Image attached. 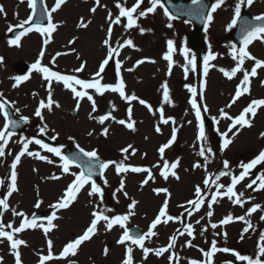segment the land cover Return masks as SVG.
<instances>
[{"label":"rangeland","instance_id":"374dc122","mask_svg":"<svg viewBox=\"0 0 264 264\" xmlns=\"http://www.w3.org/2000/svg\"><path fill=\"white\" fill-rule=\"evenodd\" d=\"M132 1L134 0H100V6L97 7L95 13H92L90 9L92 7H96L95 0H72L67 7H65L55 17L60 23L57 31L55 46L57 53L62 55L59 57L60 67H69V69L71 68L74 70V68H77L79 62H86L85 72L93 74L95 71V65H97L103 55L108 52V46L103 42L105 40L104 35L107 36V34H105V28L108 24H110V21L108 20L109 13L112 14L114 19L117 13V3L122 6H126V3L129 5ZM0 5L4 8V13H0V49H2L4 56L7 57V63H4V67L0 70V73L5 76L4 80H2V89L3 91H6V93H9L8 98L13 101L15 107L19 110L17 111L18 114L30 118V116L33 115L35 104L38 101L44 100L46 97L43 88H41L38 84L37 94L34 93V90L33 94H31L29 91L34 89V86L37 84L35 81L29 85L31 87L25 89L26 93L22 89L16 90L13 86L8 85L7 83L9 82V76L11 77V75H14V78L16 77L14 63L20 60L21 54L23 50L27 48L28 42L36 40V51L32 57L23 58L24 61H33L36 56V52L38 51L37 49L40 42H38V38L32 37L28 39L26 41L27 43L21 48L10 49L4 41L3 36L5 35L7 28L16 25V20H25V16H27L28 13L29 2L28 0H25L22 5L18 6L16 0H0ZM223 6L219 10V16L216 17V20L213 23V31H211L208 36V38L212 39L214 48L213 55L216 56L213 63L217 65L210 77L212 87L210 88L208 98L211 100L215 92L216 95L219 94L218 97L220 101L214 105L216 108L220 103L227 100L226 94L224 95L223 100L221 98L222 92L225 93L226 91L223 88H219V82L221 83L219 79V75L221 73L220 69L225 68V70L230 71L237 63L232 59V56L228 55V51L227 53L224 52L225 49L223 48H225L226 45L225 39L218 37V34L220 33L219 27L227 21L220 20ZM225 7H227V5H225ZM261 11H263V9L256 10V12L260 13ZM232 12L233 11L230 10V13ZM159 13L160 15L154 23L149 21L150 25L148 23L142 27L139 24L138 27H133L126 32H120V30H117L115 32L116 35L114 43L113 40L112 42L110 40L112 47L122 40L126 41L127 39H132L135 42V47H132L130 50L124 52L122 56V62L124 63V68L126 69L124 74L128 85L126 94H135L140 99H143L146 101L147 105L152 106L151 110L146 105H141L138 101H131V103H129L120 97L119 94H106L105 92L102 96L95 99V113L92 111L91 102L86 99L80 102L79 111H76L74 110L76 100L73 98V95L63 89L55 88L56 93L55 95L53 94V98L59 102L61 107H53L52 111L47 110L43 113V121H34V119H30V124L35 122L36 125L40 127L47 125L46 132H48L51 137L58 134L56 138L58 147H68V145L79 144L88 150H98L99 154L106 160H110L115 157L120 158L119 155L124 156V160L125 156H127L126 161L137 160L140 159L141 155H145L146 153L147 159H152V165H158L157 162L161 160L160 154L157 152L158 148L167 141L169 137L168 135L172 133L173 127H180L179 119L176 115H174V113L176 112L179 115L183 113L185 107L184 94L186 95L185 92L187 91L185 87L188 85L187 83L191 81V79L185 80V73L182 72L180 74L177 69L175 71L173 70L171 75H169L166 63L162 59V56L166 52L163 42H165V40H169L171 35L178 31L182 43L185 44L186 38L190 33L189 26L185 22H183L184 24L182 22H170L166 20V16L163 13ZM230 13H225L226 17H229ZM81 18H83L86 23L91 21L87 28L79 27ZM168 23H172L173 27L167 28ZM149 26L152 28H149ZM141 28L144 29L143 32L140 31ZM73 40L75 43H70V41ZM65 54H68V56ZM78 54L80 55V59L77 57ZM255 54L257 58L263 59L264 47H262V45L256 47ZM142 59H146L151 62L154 61V63L136 67L135 63ZM248 64L249 62L245 61L243 68ZM184 67L185 62L183 68ZM129 69L132 70L129 71ZM110 76L113 75L107 74L104 76L101 83L115 85L116 76L114 75L112 78ZM165 82L167 83L168 88L171 89L169 93L171 103H165L163 99L162 85ZM92 91L95 93L94 90ZM229 92H231V88ZM216 101L218 100H215L214 102ZM129 107L132 108V119L136 121L135 132L116 123L115 120L112 119H109L104 125H101L98 122V119L90 118V114L92 116L99 117L111 112L112 116H114L116 120H127L126 114ZM160 108L164 109L165 118H173L175 120V124H173L171 120L167 125L162 123L159 115ZM153 112L156 114L153 115ZM190 123L192 124L193 130L188 137L182 135L181 138L185 146V155H180L178 153L180 149L174 146L166 152L169 156H165L166 161H180L179 168L176 171L180 177L179 180L171 178L170 181H166L159 175H156L155 179L150 182L151 184L145 187L142 183L143 176L135 177V181H132V176H125L127 185L120 193L117 191L118 187L116 185L118 178L115 176L114 170H112L115 167L114 164L113 168L104 180L111 182L112 185L110 188L105 186V182L100 185L103 190L102 199L99 195L89 196L88 192L86 193L84 191L74 206L67 208L65 213L60 214L59 220L55 223L57 227L49 231L47 235L44 234L43 227H37L25 234L24 238L26 243L29 244V239L32 243H34V249L37 247L38 242L41 241L42 245L35 249L36 255L32 257L31 261H26L30 258L28 256L30 254V252H28V246L25 245L22 247V258L25 260L26 264H36V257H39V253L45 252L47 248V241L49 239L53 241V246L55 248L57 247V249H59L64 243L74 240L78 234H80L83 230L85 231L89 226L91 220L93 219L92 213L94 211L111 209V211L106 212L109 216L114 214L125 215L129 211L128 206L132 200L138 201V204L134 209L135 214L130 216L129 220L126 222V227L128 229L131 225H137L141 227L142 230L147 232L146 230L149 228L147 226L151 225V220L156 217V213L160 210L158 206H162L166 199L165 193L157 195L153 191V189L157 188L158 184H164L165 188H167L169 193H171V203L176 201V203L181 204L183 202L187 203V201L191 200L195 193V187L197 185L201 186L206 175H212L215 170H218L219 168L221 170L224 162L223 160H221L222 162L220 160L218 161V155H215V160L213 155L209 157L206 162V168L204 167L205 161L198 155L200 148L195 145L194 141L193 134L195 127L192 121ZM158 124L161 127L160 133L155 131V127ZM104 127L109 128V134L107 137L102 135ZM89 132H92L93 134L89 136ZM254 132L256 131H251V133ZM248 133L249 132H247V134ZM24 138L29 139V136H24ZM206 138L208 140L204 147L206 149L210 148L215 154L216 151L219 150V147H217L218 145L216 144L217 141L212 137ZM241 138L242 135L239 137V140ZM21 145L23 144L19 142L18 139H15L11 147H17L20 149ZM128 145H132L133 148L139 152L136 158H132V156H130L131 149L129 150V154H122L121 149L127 147ZM30 151L39 152L41 155L48 156L49 159L54 161V163L48 164L46 161H41L35 157L28 156L19 170L17 181L18 191L15 195H12L11 205L16 211L24 212L29 219L30 215L33 213L37 211L43 212V210L44 212L48 211L50 216L51 212L54 210L51 206L56 204L63 195L65 184L72 177L69 174L61 175L59 173V171H61V163L59 162V159L54 156V154H44L37 147L32 148ZM9 153L10 152L6 153L8 155V161L6 163H1L4 166V170H7L8 174L10 162L13 158L14 152ZM232 153L233 149L228 155L230 160L236 158V156ZM156 155L159 156V158H157ZM176 155H180V158H175ZM5 160L0 159V162ZM195 163H200L202 167L193 168ZM156 165L154 168L158 169ZM229 168L231 169V166H229ZM71 171L76 172L74 169ZM53 175H61V179L53 180L50 178ZM129 179L131 180L130 185ZM7 190L8 185H5L3 190L4 192H2L3 197L7 193ZM86 190L90 191V187H87ZM243 191L248 193V190L245 187H243ZM112 192L116 194V199L110 195ZM124 192H127L128 195L124 196ZM170 198H168V202L170 201ZM155 199L157 200L156 202ZM37 202H40L39 208L35 207ZM208 203L202 207L197 218L192 221V224L196 225V228L198 229L197 236L199 237H197V241L192 242V247H188V238L185 237L184 239H181V242L177 245L176 252L179 264H190L191 260L204 261L205 258L200 250H210L211 242L208 239L210 236H213L212 241L220 242L217 244L218 248H234L235 246L234 242H230L225 238L216 239V235H212L210 233L204 237L201 233L207 231L210 226V222L211 225H218V227L213 228L215 232L219 230L222 231V233L226 232L227 237L230 238V231L236 225L234 224L226 229H221L219 221L229 214L233 215V217H239L242 216V214H239V210L232 208L228 201L218 200L217 203L212 206L213 215L208 217L206 215L208 211ZM115 204H117V206H114ZM108 205L109 208L107 207ZM261 216L263 215H256L254 218L249 217L246 220H254L260 223V226L263 227L262 235H264V220L260 219ZM5 218L10 221L12 220L15 227L19 226L21 217L14 215L12 210L5 215ZM197 220L200 221L199 224L196 223ZM40 225L46 227L47 219ZM244 226H246L244 222L242 224H238L232 232L237 233L240 237L243 234L241 228ZM176 228L177 227L172 226L170 223L161 224L154 230L157 232V236L146 240L147 243L145 246L153 249L165 247L167 240L175 232ZM123 231L124 229H122L119 225L114 226L111 230H107L104 222L101 221L98 224V230L94 238L84 247L79 248L75 256H69L59 260L54 259L50 264H122V261L126 256V248L128 244L120 245L117 241L123 234ZM195 233L197 232L195 231ZM3 241L4 239L1 238L0 243L2 249H4V251H2V255L5 262L9 261L10 263L12 262L11 248L10 245L3 243ZM43 243H45V245H43ZM6 246L9 248H6ZM131 246L133 247L134 264H164L165 262H161V259L165 261L167 260V262L169 261L168 254L157 257L154 253H149L147 259H145L142 249L134 245ZM252 246L253 242L250 243L248 241L244 242L241 240L238 247L239 249L241 248L245 250V254H250L254 251ZM40 247H43V249L39 250ZM105 247L109 249L107 256L103 254V249ZM33 248L31 249L33 250ZM225 254L229 253H216L214 255L215 259L213 263L228 264V262H231V264H233L234 259H232V257L225 256Z\"/></svg>","mask_w":264,"mask_h":264},{"label":"snow or ice","instance_id":"6c2138e0","mask_svg":"<svg viewBox=\"0 0 264 264\" xmlns=\"http://www.w3.org/2000/svg\"><path fill=\"white\" fill-rule=\"evenodd\" d=\"M23 2V0H22ZM29 6L32 9V16H30L27 20L23 21L18 27L23 29V32H21L19 35L15 36V39L11 40L10 43L19 46L21 36L31 32L33 28L35 31L41 33L42 35H46V39L43 41V44L46 46L52 37V33L56 31L57 25L52 22V14L55 13L57 10L61 8V6L65 3V0H56L54 7H52L50 10L45 8L44 11L41 13V20H47V25H44L43 23L38 25H32L31 21L33 17L36 14V8H37V0H28ZM143 3V0H135V3L133 6L124 7L121 4L117 3V8L119 9V14L113 19L112 14L109 13L108 20L110 21L109 27L107 29V38L104 40V44L108 46V53L107 58L103 60V62L99 66V70L95 73V78L92 80H84L80 79L75 75H62L59 72L51 71L48 67H40V60H37V62L33 65V68L37 71L44 74L45 80L48 81V95L47 100H41L39 102V107L37 108L35 115L40 118L41 121L44 120L43 116V110L52 111L53 107L60 108L61 105L58 101L54 100L52 98V82L53 80L56 82H62L64 87L69 89L71 93L73 94V98L76 100L75 109L76 111H79L80 108V102L87 98L88 101L91 102L92 111H96V101L92 94L89 93V89H92L95 91V93H98L100 95H103L107 91L115 92L120 95L125 101L131 103V101H138L141 105H146L151 110V105H147L146 101L143 99H140L135 94L127 95L125 92L126 85L123 81V78L121 77L119 83L113 85V84H102L101 80L103 77L101 76V73L105 71V66L109 64V61L113 58L114 54L118 55L119 48L122 47H135L132 39H127L124 44H119L117 47H112L110 40L112 35V25L120 24L121 18H126V28L131 29L133 27H138L137 21L140 17H146L149 13H154L156 11V8L162 7L163 4L161 3V0H150L151 6L147 7L146 9H141V4ZM194 4L201 5L200 10L197 12V15L203 18L206 22L210 23L213 20L212 13L216 12L217 9H219L221 6L225 4V0H216L215 4L211 6V12H209L206 16L203 15V10L205 5H202V0H193ZM255 3V0H239L238 3L235 5V14L234 18L232 19L231 23L229 24V29L236 26L239 19L241 18V10L242 6L251 7ZM96 7H92L90 11L92 13H95L97 10V7L100 6V0H95ZM140 9V11H137ZM165 15L169 17V20H175L176 17L172 16L168 10L164 9ZM0 13H4V8L2 5H0ZM254 20L257 23H253L251 21H245V24L241 27V38H242V47L237 48L236 45H232V59L236 61V66L232 68L230 71L225 70L223 68L220 69L221 72L229 79L231 80L234 78L238 72L243 71V79L240 81V83L237 85L235 94L231 100V102L226 105L227 108H231L237 100L240 99L242 95L245 93H250V77H256L257 76V69L264 68V60L257 58L256 56L252 55V53L249 51V46L252 45L254 42H264V14L257 15L254 17ZM91 23V21H88L87 23L84 21L83 18H81L79 22L80 28H87L88 25ZM25 25H29L28 27H25ZM168 28H172L173 24L168 23ZM9 31H13V29L10 27ZM141 32L144 31V29H140ZM70 43H75V41H70ZM174 51L173 47V41H168V53L165 54L164 59L169 61V69L168 74L171 75V70L173 66V57L172 52ZM57 55H60L58 53ZM44 52H40V57L43 58ZM184 56L187 58V65L191 66L193 69L195 68V56L190 55L189 51L185 49ZM3 58H0V61H2ZM216 56L213 55L211 52L208 56L204 57V74L205 76L208 73L209 69V61L215 60ZM246 60L254 61V66L251 68L250 71L243 69V65L245 64ZM55 62V58L53 59V63ZM144 60H141L138 62V64L144 63ZM85 63H82L81 66L77 69H75V72H82L85 67ZM120 62L117 60V69L120 68ZM132 69H129L131 71ZM185 75L189 72V67H184ZM19 77H17V80L19 81ZM163 88V99L165 103H171L170 100V94L168 85L165 82L162 85ZM79 89V90H78ZM189 91L192 94V99L190 100L191 107L195 110V116L197 120L199 121V136L198 139L201 141L206 140L205 131H204V118L201 114V107H203L204 111H207V105H200L198 103V92L195 87H192L189 85ZM2 96V94H0ZM7 102H0V110H4L3 114L5 118L9 116V113L5 109V104ZM264 106V99H256L253 100L247 107H245L240 115L237 117L230 116L223 108L220 109V114L222 117L227 118L228 120L232 121L230 124L228 131L225 133H222L221 135L225 137L223 141L224 148H227L233 141L232 139L228 138V133L233 132V129H237V126L239 128L243 127H251L252 123L251 120L254 118L257 114V109ZM114 107V106H113ZM17 111H19L17 109ZM156 113L153 112V115ZM159 115L160 119L163 124L167 125L169 124V121L171 120L173 124H175V120L171 117L165 118L164 116V109H159ZM91 119H98V122L101 125H104L106 121L109 119L115 120L116 123L125 126L127 129L135 132L136 131V121L132 119V108L129 107L127 109V120L125 119H119L116 120L114 116H112L111 112L105 115H101L99 117L92 116L90 114ZM28 117H21L20 121L17 120H9L5 125L3 130H0V157L5 156V147L7 146L9 139L14 134L13 132L9 131V127L12 128H19L21 126V121L24 123L28 122ZM216 119V118H213ZM190 123V122H189ZM218 123V121H217ZM47 131V125H44L40 128L41 133H45ZM54 131V130H53ZM155 131L157 133L161 132L160 125H156ZM179 131L178 128L173 127L172 134L170 140L159 147L158 151L161 157V160L163 161L162 169L160 171V176L164 180H168L169 176L175 178L176 180H179L180 177L175 171L180 164L179 160H176L172 163H169L168 161L164 160V154L165 150L168 149L177 139L176 133ZM93 133L89 132L88 135L91 136ZM109 134V128L104 127L102 131V135L107 137ZM238 134L237 132H234L233 135ZM264 135V133H262ZM58 134L56 136L51 137L53 140L57 138ZM71 139V138H70ZM147 139V137H146ZM35 143L37 145H40L41 148L46 150L48 153L54 154V156L58 157L61 161L60 167H61V174H69L73 177L71 182L67 185L66 189L64 190L63 195L60 197V199L57 201L56 204L52 205L51 207L54 209H67L71 206L73 202L76 201L79 193L82 189L85 188L86 185H90V191L88 192L89 196H96L99 195L101 199L103 198V190L100 186L97 185L96 181L93 179L94 175L103 174V171L109 168L111 165L115 164V170L118 174L120 173H128L129 171L133 173H147V178L143 180V184L147 185L150 180H154L155 177L151 172V169L142 168V167H133L130 165H126L125 163H116L115 161H101L100 157L98 155L97 150L92 151H85V149L81 148L79 144L76 145V147L79 149V153L83 155V157H87L89 160V164L87 166L86 170H81L79 173L72 172L71 167L75 164L77 167H80V165L77 163L78 160L81 159V156L79 154H74L72 157H69L67 155H64L60 147H51L48 144L44 143L40 139H36L35 137L32 139L24 138L21 143L23 144L22 150L15 156L14 162L11 164V173H10V184L8 185V192L7 196L11 197L13 193L18 191L17 187V165L21 161V157L27 156L35 157L41 161H46L48 164H53L54 161L52 159H49L48 156L41 155L39 152H33L29 151V145L32 143ZM131 149V155H135L136 149L133 148L132 145H128L127 147H124L121 149V151L125 154H129V150ZM206 152H211L210 148H205L204 146L200 147V150L198 152V155L202 158H204L205 164L204 167L206 168V162L208 161L209 157L206 155ZM146 155V153H145ZM127 159V156H125V160ZM257 165H264V151H261L258 156L248 163L241 164L240 167L243 169L240 174L233 175L229 169V162L225 161L223 164L224 171H220L215 176V181H219L221 177L224 176H231V183L226 187L222 183H215L216 191L214 194L211 195L210 203H208L207 208L208 211L206 215L208 217H211L213 215L212 206L217 203L218 198L221 197H227L230 201H232L234 204L239 205L241 207L244 206L245 200H244V193L238 192L237 185L240 184L242 181L245 180L246 177H248L251 173L252 169H255ZM156 167H160V165H156ZM202 165L200 163H195L193 165V168H200ZM99 170V172H97ZM53 180H60L61 175H53L50 177ZM212 177L209 176L205 178L203 181V184L205 185V189H210L213 186V183H211ZM257 181H259L257 185ZM107 183V181H105ZM4 184V180L0 179V185ZM257 185L256 188L253 186ZM247 188L252 189L253 191H259L264 190V172H261L255 179H252L250 183L246 185ZM124 188V181L121 180L120 187L117 189V191H121ZM222 189H226L224 191H221ZM153 191L159 195L160 193L166 194V199L160 208L158 215L154 218L151 225L149 226V229L146 233L140 234L137 233L135 235L130 234L129 230L126 227V222L129 220L130 216L134 215V209L136 208L138 201L132 200V202L129 204L128 208L129 211L125 215H115V216H109L106 214V212L111 211V209H104V210H98L94 211L92 213L93 219L91 220L89 226L86 228V230L76 237L74 240L66 243L62 249V252L60 253L59 257H55V259L59 258H67L69 256H75L77 254L78 249L81 245H83L86 241H90L97 233L98 230V224L103 221L105 224V227L107 230H111L114 226L119 225L122 229H124L123 234L118 239L117 243L120 245H126L128 244L126 248V256L122 261V264H134L133 260V247L131 245L138 246L140 249L143 250L144 258L147 259L149 253H154L155 256L160 257L163 256L165 253H169L170 250L175 248L176 241L178 239L177 235H172L169 238V243L165 247L160 248H149L145 246V241L151 239L152 237L157 236V232L154 231L158 225L166 224L169 221H176L181 220L182 217H175L168 214V198H170L171 193H169L167 188H157L153 189ZM124 196H127V192L123 193ZM249 200L252 199V197L248 198ZM188 205H191V208H185V211L188 213L189 216L193 214V210L198 212L201 207L205 205V196L203 195L202 189L199 185L195 187V198L187 201ZM0 206L4 210L9 209V203L6 199H0ZM35 207H40V202H37ZM99 207V206H97ZM183 207V206H182ZM258 210L264 211V207H262L260 204H254L250 208L246 210V215L251 216V214L256 213ZM13 214L16 216H19L22 218L21 223L18 227H13L11 223H8L5 225L2 221H0V238L5 239L6 241L10 242L11 249L14 252V258H15V264H22L21 259V253L18 250L20 246L26 245V241L23 239L15 238L17 233H21L25 231L26 229H33L37 227H43L44 234L47 235L49 231H51L53 228L57 227L53 221L58 219L56 212L53 211V213L47 217V226L44 227L43 225H38L36 222V217L33 216L31 219H29L24 212L16 211L15 209L12 210ZM0 216H2V213H0ZM261 220H264V216L260 217ZM234 220H239L245 223L246 227L243 229V233H247L250 229H252L254 226L250 222V220H246L245 216H239V217H233V215L229 214L223 219L219 221V225H228ZM197 224L200 223L199 220L196 221ZM212 228L218 227L217 224H212ZM5 228L9 230H5ZM177 232L179 236H184L185 233L192 237V239H195L194 236V226L191 223H188L186 227L183 230L177 229ZM203 234V233H201ZM223 235L226 237L227 233H223ZM241 240L244 239L243 234L240 237ZM187 246L192 247V240L187 241ZM47 248H48V254L43 255L40 257L39 264H46V262L54 259L52 255V249H53V241L48 240L47 241ZM203 253V256L205 258L204 261H198V260H191L190 264H213V257L218 252L228 253L232 252V254L235 256V258L239 261H246L247 264H264V235H261L259 238L258 243V255L253 258L252 256L248 255H242L238 251L231 250L227 247L218 248L215 241L211 243V248L208 251H205L203 249L200 250ZM109 253V249L105 247L103 249V254L107 256ZM169 260H176V254L175 252H171L169 255ZM3 258L0 257V264H2ZM178 264V262H177ZM228 264H231V262H228Z\"/></svg>","mask_w":264,"mask_h":264},{"label":"bare ground","instance_id":"6f19581e","mask_svg":"<svg viewBox=\"0 0 264 264\" xmlns=\"http://www.w3.org/2000/svg\"><path fill=\"white\" fill-rule=\"evenodd\" d=\"M258 143L259 142H257V140H256V138L254 136H248L247 139H246V142H242V144L244 145L245 148H249V149H252V150L255 148L256 144H258ZM263 202H264V200H263ZM33 255H35V251H33Z\"/></svg>","mask_w":264,"mask_h":264}]
</instances>
